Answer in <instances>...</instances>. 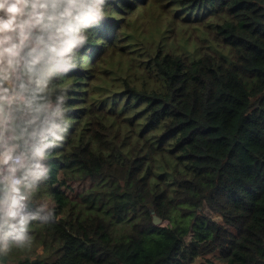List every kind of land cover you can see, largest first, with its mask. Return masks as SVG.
I'll use <instances>...</instances> for the list:
<instances>
[{
    "label": "trees",
    "instance_id": "trees-1",
    "mask_svg": "<svg viewBox=\"0 0 264 264\" xmlns=\"http://www.w3.org/2000/svg\"><path fill=\"white\" fill-rule=\"evenodd\" d=\"M108 13L62 85L56 218L30 224L49 255L19 263L264 264V0H109ZM180 23L201 28L202 53L157 36Z\"/></svg>",
    "mask_w": 264,
    "mask_h": 264
},
{
    "label": "clouds",
    "instance_id": "clouds-1",
    "mask_svg": "<svg viewBox=\"0 0 264 264\" xmlns=\"http://www.w3.org/2000/svg\"><path fill=\"white\" fill-rule=\"evenodd\" d=\"M109 0H0V256L32 244L56 211L38 194L72 127L69 72L81 67Z\"/></svg>",
    "mask_w": 264,
    "mask_h": 264
},
{
    "label": "rangeland",
    "instance_id": "rangeland-1",
    "mask_svg": "<svg viewBox=\"0 0 264 264\" xmlns=\"http://www.w3.org/2000/svg\"><path fill=\"white\" fill-rule=\"evenodd\" d=\"M162 27L163 29L161 31L168 29L167 34L161 33L160 31L157 36H159V39L167 41L166 45L168 47L172 46L176 51L190 54L192 56L198 54L199 52L202 53V41L206 37L200 27H194L193 24L188 23L176 24L173 27H168L166 24H163ZM192 28L196 29L193 31ZM197 36H199L200 39H197ZM208 44L209 41H206V44L204 45L205 49L207 48ZM89 186L90 182L87 180L82 184L73 182L71 188H74L77 192H80L89 188ZM48 188V183L44 182V187L38 194V199L48 202L51 206L54 207L55 203L49 195ZM203 213L210 216L214 220L223 223V217L218 212L211 211L207 207V205H204ZM129 226L130 222L127 220L120 222L118 225L117 233H126L127 229H129ZM232 231L235 232V229L232 228ZM186 240L190 242V236H187ZM49 252L50 251L47 250V245L45 244L43 236L32 234V244L30 247H26L24 249H18L15 247L12 248L10 256L14 262H11L10 264H20L19 261H24L25 259L33 260L38 257L43 258L44 256L49 255ZM210 260L214 264H223L222 262L218 261L212 254L197 257L193 262H190L189 264H211Z\"/></svg>",
    "mask_w": 264,
    "mask_h": 264
},
{
    "label": "water",
    "instance_id": "water-1",
    "mask_svg": "<svg viewBox=\"0 0 264 264\" xmlns=\"http://www.w3.org/2000/svg\"><path fill=\"white\" fill-rule=\"evenodd\" d=\"M152 213H153V219H154L155 224H158V225L162 224V223H163L162 218L159 217V216L155 213V211H152Z\"/></svg>",
    "mask_w": 264,
    "mask_h": 264
},
{
    "label": "crops",
    "instance_id": "crops-1",
    "mask_svg": "<svg viewBox=\"0 0 264 264\" xmlns=\"http://www.w3.org/2000/svg\"><path fill=\"white\" fill-rule=\"evenodd\" d=\"M12 260V259H11ZM0 261L3 263V264H10L11 262H14L13 260L12 261H4L1 256H0Z\"/></svg>",
    "mask_w": 264,
    "mask_h": 264
},
{
    "label": "built area",
    "instance_id": "built-area-1",
    "mask_svg": "<svg viewBox=\"0 0 264 264\" xmlns=\"http://www.w3.org/2000/svg\"><path fill=\"white\" fill-rule=\"evenodd\" d=\"M0 264H3V263L0 261Z\"/></svg>",
    "mask_w": 264,
    "mask_h": 264
}]
</instances>
